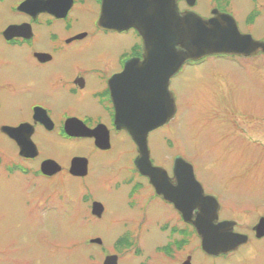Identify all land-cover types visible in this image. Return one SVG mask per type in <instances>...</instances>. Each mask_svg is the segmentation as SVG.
I'll use <instances>...</instances> for the list:
<instances>
[{"label": "flooded vegetation", "instance_id": "1", "mask_svg": "<svg viewBox=\"0 0 264 264\" xmlns=\"http://www.w3.org/2000/svg\"><path fill=\"white\" fill-rule=\"evenodd\" d=\"M171 6L180 18L194 14L203 20L216 16L232 19L239 33L249 36L258 48L249 57H220L234 64L246 63L255 74L254 82L264 86V0H0V141L20 161L12 162L10 155L0 151V169L6 175L33 176L25 182L28 185L31 180L47 183L60 175L82 184L92 179L99 190L101 185L105 189L101 191L116 200L112 211L89 188H84L78 199H64L71 208L56 210L61 218L62 211L67 216L71 213L73 222L112 223L117 227L106 244L97 235L80 238L84 248L103 249L102 263L109 257L117 264H129L134 257L144 259L139 264H193L200 252L210 264H264V223H259L264 214L249 218L248 210L233 211L230 219H222L219 207L218 222H233L227 225L233 246L226 253L205 252L193 224L184 222L173 205L157 195L149 180L136 170L137 148L127 133L116 127L113 100L118 87L122 90L129 61L142 60L141 33L159 34V17L169 14ZM201 62H185L170 79L168 91L175 115L167 124L177 114L170 89L172 79L184 67ZM215 82L224 85L219 78ZM221 110L227 112L223 107ZM232 120L236 126L232 131L237 133L241 127ZM154 132L147 136L150 163L163 168L166 183L174 186V160L185 159L173 155L166 167L156 164L150 149ZM259 133L264 137V129L255 136ZM128 140L134 154L130 164H123L119 161L123 152L115 142ZM20 146L31 148L29 156L19 155ZM40 146L46 147V153ZM70 147L77 151L62 160L59 150L69 151ZM75 159L80 160L77 175L70 172L76 168L72 167ZM115 172L120 176L111 178L110 173ZM34 189L32 185L27 188ZM203 195L217 200L213 194L203 191ZM152 205L157 207L153 210L155 218L160 217L148 223L147 209ZM219 224L204 229L206 239H218ZM147 240L153 244L150 253L142 247Z\"/></svg>", "mask_w": 264, "mask_h": 264}, {"label": "rangeland", "instance_id": "2", "mask_svg": "<svg viewBox=\"0 0 264 264\" xmlns=\"http://www.w3.org/2000/svg\"><path fill=\"white\" fill-rule=\"evenodd\" d=\"M110 44L115 46L113 41ZM246 65L209 57L198 66L184 67L170 84L177 105L175 119L150 137L154 162L166 167L168 157H184L192 165L203 191L217 197L222 219H230L233 211L248 210L249 218L264 214V141H259L264 137L261 133L255 136L264 129V86L254 82L255 74ZM218 78L223 86L215 82ZM222 107L227 112H221ZM233 118L241 127L237 133L232 131L236 128ZM128 142H115L123 152L119 160L123 164L134 154ZM1 143V153L10 155L12 162H20L12 149ZM40 151L46 153V147L40 146ZM76 151L72 147L69 151L63 148L59 154L65 160L69 152L73 155ZM110 174L111 178L120 176L118 172ZM31 178L16 173L6 175L0 169V264H101L103 249L84 248L80 238L97 235L106 244L117 227L112 223L73 222L71 213L67 216L62 211L61 218L56 208H71L64 199H78L84 188H89L110 211L116 200L102 192L105 189L101 185L99 190L92 179L84 180L83 184L61 175L47 183L35 179L29 185L36 189L29 191L25 182ZM156 208L152 205L147 209L148 223H155L160 217L155 218ZM150 242L142 244L147 253L153 245ZM141 261L144 259L128 260L129 264ZM193 264L210 261L198 252Z\"/></svg>", "mask_w": 264, "mask_h": 264}, {"label": "water", "instance_id": "3", "mask_svg": "<svg viewBox=\"0 0 264 264\" xmlns=\"http://www.w3.org/2000/svg\"><path fill=\"white\" fill-rule=\"evenodd\" d=\"M158 28L159 34L141 33L144 44L142 60L129 61L122 76V90L118 87L113 100L116 127L124 130L136 145V170L148 178L155 193L171 203L186 223L193 224L201 238L202 250L209 254L226 253L233 246L232 235L227 233V225L233 222H218V204L212 197L203 195L192 166L182 158H175L173 163L175 185L166 183V171L152 167L150 163L147 136L173 118L175 107L168 91L169 80L186 61L221 55L249 57L256 52L258 44L249 36L240 34L229 17L203 20L189 14L180 18L173 6L169 14L159 17ZM30 149L29 146H20L19 155L26 158ZM78 161L75 159L72 167L76 168L70 169L73 175L78 174ZM44 167L46 164L42 166L43 171ZM212 223L220 224L216 229L218 239L211 241L205 238L204 229H211ZM259 223H264V219ZM103 264L117 262L108 257Z\"/></svg>", "mask_w": 264, "mask_h": 264}]
</instances>
